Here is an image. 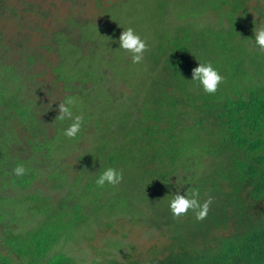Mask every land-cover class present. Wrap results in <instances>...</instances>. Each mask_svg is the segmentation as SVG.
Instances as JSON below:
<instances>
[{"label":"trees","instance_id":"1","mask_svg":"<svg viewBox=\"0 0 264 264\" xmlns=\"http://www.w3.org/2000/svg\"><path fill=\"white\" fill-rule=\"evenodd\" d=\"M251 9L264 17V6L251 8L250 0H175L169 10L186 15L180 25L187 36L181 35L180 42L163 51L162 62L156 61L157 75L146 91L148 113L133 126L128 142L104 144L98 154L86 156V165L81 167L86 180L58 204H51L56 178L49 174L40 180H49V197L38 190L25 195V202L32 205H24L19 215L10 207L0 209V228L5 232L0 237V264H78L63 249L68 242L91 241L92 228L102 226L111 214L132 216L158 228L163 240L170 242L162 249L152 247L146 256L126 253L124 261L113 258L108 264H264V54L255 41L250 42L258 26L257 21L245 23ZM210 12L220 18V25L201 24L211 18ZM13 13L19 16L18 9ZM184 18L192 21L184 25ZM194 44L200 47L197 54L204 57L199 63L210 62L224 77L213 95L191 81L194 66L189 55L195 54L190 48ZM5 70L0 72L2 82L4 75L24 79V75H14L12 66ZM21 92H26V86L19 83L8 92L0 87V123L10 121L0 127V145L20 143L17 135L22 126L32 137L34 126L28 123L32 119L17 112V107L26 105ZM85 129L83 124L81 130ZM36 132L39 135L41 128ZM44 166L43 172L52 171L47 162ZM108 167L122 171L123 180L115 187H98L95 181ZM200 170L207 171L200 176ZM180 172L188 187L199 191L201 202L213 198L203 221L195 220L191 211L175 219L169 210L166 192L172 194L170 180ZM35 178L14 176L12 181L23 193ZM157 196L163 200V209L157 206ZM5 198L0 195V205ZM134 203L148 206L150 214ZM251 209L258 212L251 213ZM22 216L32 226L21 233L18 226L27 223ZM230 226L233 230L228 233Z\"/></svg>","mask_w":264,"mask_h":264},{"label":"rangeland","instance_id":"2","mask_svg":"<svg viewBox=\"0 0 264 264\" xmlns=\"http://www.w3.org/2000/svg\"><path fill=\"white\" fill-rule=\"evenodd\" d=\"M23 1L30 6L18 0H4V10L0 12V72L12 66L14 75H24V79L4 75L6 85L0 76V87L8 92L16 88V83L26 86V92H21V100L26 105L17 107V112L31 118L28 123L34 126L32 137L22 126L17 135L20 143L0 145V195L6 197L0 209L10 207L14 215H19L26 208L24 205H32L31 201L25 202V195L38 190L43 196H50L49 180L42 183V177L50 174L56 178L52 184L55 197L50 202L58 204L72 188L79 190L86 180L81 167L86 165L87 155L98 154L104 144L120 146L129 140L133 126L148 113L144 109L146 91L150 80L157 75L155 63L163 61L167 47L182 40L178 39L183 35L180 19L186 16L169 10L175 0ZM183 4L191 6L193 3ZM257 5L264 6V0H250L251 8ZM13 9H18L19 16L14 15ZM250 12L249 22L245 23L257 21V28L264 27V17H259L252 9ZM209 16L211 18L201 21L202 25H220V18H214L211 12ZM189 21L192 19L184 18V25ZM128 27L148 45L139 64H133L130 55L120 49L119 36ZM250 42L254 44L253 38ZM190 48L195 51L194 55H189L190 62L197 67L204 57L197 54L199 45H190ZM249 48L252 50L253 46ZM69 97L75 100L73 114L82 115L86 127L85 133L81 130L74 139L63 135L71 121L56 120L59 102ZM191 117L194 119L195 115ZM9 123L2 122L0 127ZM38 128H41L39 135ZM46 162L52 171L43 172ZM19 165L25 168L23 175L28 179L42 174L23 193L12 181L16 176L12 170ZM206 171L200 170V176ZM175 178L170 180L173 195L178 190L185 191L189 184L181 172ZM79 180L82 181L78 183ZM148 194L145 190L144 195ZM172 194L170 190L166 192L169 200ZM134 197L138 202V196ZM155 201L163 209L159 196ZM134 204L144 214H150L148 206ZM250 212L256 213L258 209ZM21 219L28 221L27 216ZM25 224L18 226L19 232L32 226L29 222ZM101 224L92 228L95 237L91 234V241L68 242L59 250L63 249L78 264H108L113 258L124 261L126 253L131 257L146 256L152 247L162 249L170 242L168 238L163 240L158 228L145 226L132 216L111 214L105 216ZM232 230L230 226L227 232ZM4 233L0 228V237Z\"/></svg>","mask_w":264,"mask_h":264},{"label":"clouds","instance_id":"3","mask_svg":"<svg viewBox=\"0 0 264 264\" xmlns=\"http://www.w3.org/2000/svg\"><path fill=\"white\" fill-rule=\"evenodd\" d=\"M255 44L259 47L261 52H264V27L255 28ZM120 49L124 50L130 55L133 64H139L144 59V53L148 50V45L132 27L125 29L119 36ZM191 81L196 82L202 87L203 91L209 95L217 92L219 86L224 81V77L219 71L208 63H199L197 67L192 69ZM75 100L71 97L59 102V115L56 120L71 121L69 126L64 130L63 135L69 139L77 137L81 131L84 117L82 115H74L72 106ZM14 175L22 176L25 173L23 165H19L13 170ZM123 180V172L118 171L113 167L104 169L97 177L95 183L98 187H104L106 184L113 187L119 185ZM169 210L175 219L187 216L189 211L194 214L197 221H203L207 218L210 211V205L213 203V198L209 196L206 200L201 202L200 193L191 187L186 189L184 194L178 190L174 195L170 196Z\"/></svg>","mask_w":264,"mask_h":264}]
</instances>
